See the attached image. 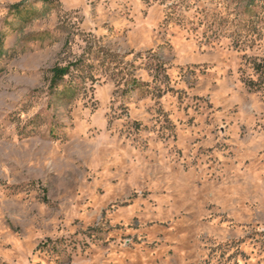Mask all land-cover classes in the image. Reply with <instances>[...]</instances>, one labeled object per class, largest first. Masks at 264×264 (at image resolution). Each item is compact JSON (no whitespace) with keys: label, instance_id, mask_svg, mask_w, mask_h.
Returning a JSON list of instances; mask_svg holds the SVG:
<instances>
[{"label":"rangeland","instance_id":"obj_1","mask_svg":"<svg viewBox=\"0 0 264 264\" xmlns=\"http://www.w3.org/2000/svg\"><path fill=\"white\" fill-rule=\"evenodd\" d=\"M1 35L0 264H264V0H0Z\"/></svg>","mask_w":264,"mask_h":264},{"label":"trees","instance_id":"obj_2","mask_svg":"<svg viewBox=\"0 0 264 264\" xmlns=\"http://www.w3.org/2000/svg\"><path fill=\"white\" fill-rule=\"evenodd\" d=\"M37 1H41L43 3H53V2H56L57 0H37ZM25 2L24 1H19V2H16V3H13L9 6V10L12 11L13 13H16V14H20L24 11H27L28 13H30L32 11V9H30L27 5L24 4ZM2 35L0 36V45H1V42H2ZM254 68H255V71L256 72H259L260 75H264V62H256L255 65H254ZM51 73H52V76H51V84L50 86L51 87H54L58 84V82L63 78V76L65 74H67L68 72V67L67 66H54L51 68ZM250 88L252 89H260V88H264V77L263 78H260V80H257V81H253V80H246L245 82Z\"/></svg>","mask_w":264,"mask_h":264}]
</instances>
